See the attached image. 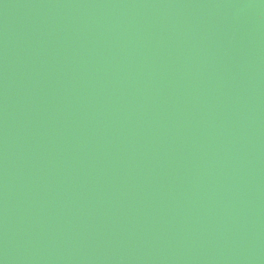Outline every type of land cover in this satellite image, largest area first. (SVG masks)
<instances>
[{"label": "water", "instance_id": "1", "mask_svg": "<svg viewBox=\"0 0 264 264\" xmlns=\"http://www.w3.org/2000/svg\"><path fill=\"white\" fill-rule=\"evenodd\" d=\"M0 264H264V0H0Z\"/></svg>", "mask_w": 264, "mask_h": 264}]
</instances>
